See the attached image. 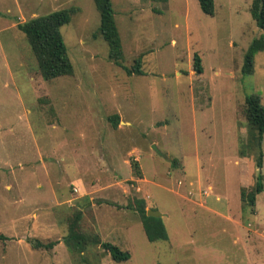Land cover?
I'll return each instance as SVG.
<instances>
[{"label": "rangeland", "instance_id": "1", "mask_svg": "<svg viewBox=\"0 0 264 264\" xmlns=\"http://www.w3.org/2000/svg\"><path fill=\"white\" fill-rule=\"evenodd\" d=\"M251 1L214 0L210 16L197 0H111L122 63L140 57L128 75L93 0H0V264H264V187L253 206L240 198L259 173L264 186V138L244 115L245 95L264 105V49L240 72L260 34ZM62 8L73 73L44 80L16 24ZM141 202L163 214L166 241H147ZM78 211L80 232L129 259L68 247Z\"/></svg>", "mask_w": 264, "mask_h": 264}, {"label": "trees", "instance_id": "2", "mask_svg": "<svg viewBox=\"0 0 264 264\" xmlns=\"http://www.w3.org/2000/svg\"><path fill=\"white\" fill-rule=\"evenodd\" d=\"M99 13V32L108 46V59L115 65L122 68L126 74H142L140 70V57L135 58L131 67L125 66L121 40L114 21V13L111 0H93ZM199 8L206 15L214 14V0H197ZM250 13L260 34L254 37L243 54L240 72L242 75H249L253 72V58L255 53L264 49V0H252ZM71 19V9H57L46 14L31 17L30 19L16 24L17 29L25 36L40 76L44 80H50L58 76H68L73 73L72 63L67 54L60 28ZM192 68L195 73H202L200 58L197 54L193 55ZM244 115L247 125L255 133L257 147H260L264 136V105L257 94H248L244 97ZM113 127L118 123V115L109 117ZM262 152L259 151L256 160L257 167H261ZM262 175L256 177L254 186L246 192L240 191V198L248 205H254L255 194L263 190ZM140 216V223L148 242L157 240L166 241L168 234L165 225L160 217L146 215L144 203L137 209ZM80 212L78 211L69 221L67 234L63 242L70 248L82 251L88 240L95 241L104 249L115 262H122L129 259V253L120 249L117 245L110 242H100L96 237H90L80 232L78 221ZM35 247H52L54 242L42 244L39 241L32 243Z\"/></svg>", "mask_w": 264, "mask_h": 264}, {"label": "water", "instance_id": "3", "mask_svg": "<svg viewBox=\"0 0 264 264\" xmlns=\"http://www.w3.org/2000/svg\"><path fill=\"white\" fill-rule=\"evenodd\" d=\"M155 148L154 146H152ZM102 199H94L93 202L101 201ZM146 215L147 216H152V217H161L163 214L155 209H147L146 210Z\"/></svg>", "mask_w": 264, "mask_h": 264}, {"label": "crops", "instance_id": "4", "mask_svg": "<svg viewBox=\"0 0 264 264\" xmlns=\"http://www.w3.org/2000/svg\"><path fill=\"white\" fill-rule=\"evenodd\" d=\"M263 138H264V136H263ZM98 202V201H97ZM147 210V209H146ZM163 216V215H162ZM250 225V224H249ZM142 227V226H141Z\"/></svg>", "mask_w": 264, "mask_h": 264}]
</instances>
